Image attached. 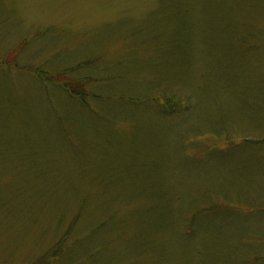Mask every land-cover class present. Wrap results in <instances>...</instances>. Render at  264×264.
I'll return each instance as SVG.
<instances>
[{"label":"rangeland","instance_id":"374dc122","mask_svg":"<svg viewBox=\"0 0 264 264\" xmlns=\"http://www.w3.org/2000/svg\"><path fill=\"white\" fill-rule=\"evenodd\" d=\"M0 264H264V0H0Z\"/></svg>","mask_w":264,"mask_h":264},{"label":"trees","instance_id":"16d2710c","mask_svg":"<svg viewBox=\"0 0 264 264\" xmlns=\"http://www.w3.org/2000/svg\"><path fill=\"white\" fill-rule=\"evenodd\" d=\"M47 79L50 80V77H48ZM50 81H51V80H50ZM66 90H68L69 93L72 94V95H74V94L76 95V94H77V93L75 92V90H73V89H66ZM80 93L83 95L82 92H80Z\"/></svg>","mask_w":264,"mask_h":264}]
</instances>
